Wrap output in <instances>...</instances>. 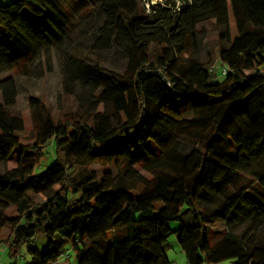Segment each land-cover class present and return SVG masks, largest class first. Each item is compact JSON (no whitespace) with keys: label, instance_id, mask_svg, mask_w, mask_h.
<instances>
[{"label":"trees","instance_id":"16d2710c","mask_svg":"<svg viewBox=\"0 0 264 264\" xmlns=\"http://www.w3.org/2000/svg\"><path fill=\"white\" fill-rule=\"evenodd\" d=\"M93 11L98 46L124 70L72 57L67 77L87 90L82 110L55 120L31 97L34 142L24 145L23 121L9 112L15 82L1 74L45 46H68L74 20ZM210 20L219 66L198 58L197 26ZM263 65L264 0H163L149 13L137 0L0 3V164L17 153L16 167L0 168L10 264H52L66 250L77 264H171L173 233L188 264H264ZM128 155L149 177L88 169ZM216 224L224 228L211 243Z\"/></svg>","mask_w":264,"mask_h":264},{"label":"rangeland","instance_id":"374dc122","mask_svg":"<svg viewBox=\"0 0 264 264\" xmlns=\"http://www.w3.org/2000/svg\"><path fill=\"white\" fill-rule=\"evenodd\" d=\"M11 0H0V3H8ZM163 0H137L140 11L149 13L151 5ZM181 4L176 2V7ZM101 19L97 12L93 11L90 15L82 20H74L77 30L72 34L73 40L67 46H45L40 52L30 58L24 59L15 65L12 69L1 74V78H11L15 82L17 96L15 104L9 109L10 114L20 116L23 121V129L19 131L21 142L24 145L31 144L33 140L34 129V114L36 112V104L32 102L31 97L38 98L39 106L42 105L44 110L55 120H63L70 118L83 107L80 106V98L87 90L83 88L80 82L74 78L67 77L69 65H71L72 57L85 58L92 60L102 66L115 69L122 72L125 68L122 59L116 57L114 50H106L98 46V40L95 35L98 33L97 27ZM230 23L233 34L235 35V25L232 14L230 13ZM197 29L200 37H202V47L198 54V58L206 61L213 60L215 66H219L218 49L221 41L218 39L219 28L214 20L202 22L198 24ZM225 45V42H223ZM264 71V65L262 67ZM86 90V91H85ZM0 102H3V97L0 93ZM94 105V104H93ZM178 109L183 108V103H176ZM43 110V111H44ZM101 110V106L99 107ZM134 155H128L111 161H98L88 165V169L94 172L98 177L104 176L106 173H111L114 176L123 175L129 168H134L144 176L149 175L135 163ZM17 166V153L11 156L9 161L3 165L1 169H12ZM33 199L40 200L41 197L31 195ZM8 214H16L14 207H9ZM185 219L188 215H184ZM183 219V222H186ZM194 221V219L192 220ZM173 228L180 226L179 222L172 223ZM222 224H216L211 228V243L214 242V232L223 229ZM8 230L4 228L3 236H6ZM37 245L41 251L47 248V238L43 233H40L36 238ZM167 254L171 264H188L186 257L182 252L178 234L173 233L167 242ZM70 259H59L57 264L68 262V264H77V259L74 251H70ZM11 259L8 255V244L0 245V264H10ZM23 262H19L22 264ZM212 264V263H204ZM219 264V263H218ZM222 264H232L230 261H224Z\"/></svg>","mask_w":264,"mask_h":264},{"label":"built area","instance_id":"2783aa9c","mask_svg":"<svg viewBox=\"0 0 264 264\" xmlns=\"http://www.w3.org/2000/svg\"><path fill=\"white\" fill-rule=\"evenodd\" d=\"M226 68H223L222 69V73L224 74V73H226ZM69 258V251L68 250H66V251H64L62 254H61V259H64V260H66V259H68Z\"/></svg>","mask_w":264,"mask_h":264},{"label":"crops","instance_id":"0c3cea01","mask_svg":"<svg viewBox=\"0 0 264 264\" xmlns=\"http://www.w3.org/2000/svg\"><path fill=\"white\" fill-rule=\"evenodd\" d=\"M59 262V260L57 261V262H55V263H52V264H57ZM223 262H221V263H219V264H222ZM62 264H68V262H64V263H62Z\"/></svg>","mask_w":264,"mask_h":264}]
</instances>
